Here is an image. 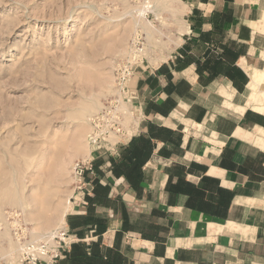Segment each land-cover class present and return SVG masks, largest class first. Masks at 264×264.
<instances>
[{
  "label": "crops",
  "instance_id": "1",
  "mask_svg": "<svg viewBox=\"0 0 264 264\" xmlns=\"http://www.w3.org/2000/svg\"><path fill=\"white\" fill-rule=\"evenodd\" d=\"M137 123L93 160L55 264H264V0H183Z\"/></svg>",
  "mask_w": 264,
  "mask_h": 264
},
{
  "label": "rangeland",
  "instance_id": "2",
  "mask_svg": "<svg viewBox=\"0 0 264 264\" xmlns=\"http://www.w3.org/2000/svg\"><path fill=\"white\" fill-rule=\"evenodd\" d=\"M182 1L0 0V264H20L8 213L33 239L64 227L72 166L99 158L89 118L116 95V64L134 63L135 76L172 57ZM122 110L131 136L134 100Z\"/></svg>",
  "mask_w": 264,
  "mask_h": 264
},
{
  "label": "built area",
  "instance_id": "3",
  "mask_svg": "<svg viewBox=\"0 0 264 264\" xmlns=\"http://www.w3.org/2000/svg\"><path fill=\"white\" fill-rule=\"evenodd\" d=\"M140 44L139 36L133 39V46ZM134 63L121 61L116 64L113 74V89L116 95L107 100L101 108L89 118V132L87 143L91 150L99 156L115 155L120 146L124 144L127 131L124 128L123 104L133 101L135 92L130 86L134 76ZM94 157L76 162L71 168V182L76 198L70 199L71 204L77 206L81 203V194L87 185L86 176L94 175ZM8 224L12 237L17 246V256L20 264H55L62 258L68 244L67 233L63 229L54 231L47 236L33 239L29 229L23 224L19 215L7 214Z\"/></svg>",
  "mask_w": 264,
  "mask_h": 264
},
{
  "label": "bare ground",
  "instance_id": "4",
  "mask_svg": "<svg viewBox=\"0 0 264 264\" xmlns=\"http://www.w3.org/2000/svg\"><path fill=\"white\" fill-rule=\"evenodd\" d=\"M21 205H22V203H21Z\"/></svg>",
  "mask_w": 264,
  "mask_h": 264
}]
</instances>
